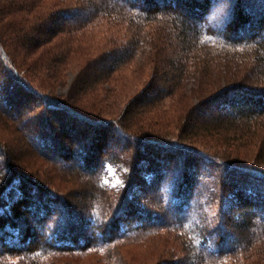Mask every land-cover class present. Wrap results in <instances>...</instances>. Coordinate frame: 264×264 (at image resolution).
Masks as SVG:
<instances>
[{
    "label": "trees",
    "instance_id": "obj_1",
    "mask_svg": "<svg viewBox=\"0 0 264 264\" xmlns=\"http://www.w3.org/2000/svg\"><path fill=\"white\" fill-rule=\"evenodd\" d=\"M135 1L82 0L74 8L53 3L45 12L42 8L49 3L43 0H0V22L9 18L7 28L0 27V60L10 80L27 95L43 97L23 78L19 71L23 66L12 58L11 44L21 49L24 59L39 51L58 62L63 52L56 38L75 31L84 16L88 20L101 15L125 23L130 34L123 46L114 45L81 66L73 84L78 93H93L95 84L109 78L139 43L154 50L162 62H155L149 82L126 103L122 120L95 119L72 105L46 98L53 121L59 119L52 124L45 114V121L22 128L23 145L31 150L17 155L11 145L8 150L0 145L4 164L0 169V264H55L53 258L59 254L104 255L129 236L157 229L178 235L185 254L172 262L160 256L153 264H227L264 242V170L260 166H231L187 144L150 135L136 138L131 133H140L144 116L160 100L173 97L171 108L182 139L193 143L197 129L224 142L246 137L258 144L256 158L264 159V0H139L140 6ZM6 30L11 42L5 38ZM169 41L172 46L167 45ZM204 47L223 56V85L206 80L198 93L191 86L187 95L188 81H182L190 78L185 71L189 60L204 63L206 70L210 64L221 63L217 64L220 57L200 56ZM39 58L24 71L37 66ZM56 73L53 70L49 78H56ZM207 75L205 71L201 76ZM4 81L8 80H0V126L7 129L14 110V87L11 84L8 91ZM194 98L195 107L190 102ZM59 113L94 133L87 138L68 132L72 127ZM218 124L223 127L219 129ZM116 140L135 147L119 152ZM32 154L50 165L64 166L58 171L67 169L68 175L82 176L90 184L74 193L59 191L21 159ZM108 168L127 170L119 187L104 183ZM11 188L18 192L13 201L7 197ZM96 191L120 197L114 205Z\"/></svg>",
    "mask_w": 264,
    "mask_h": 264
},
{
    "label": "rangeland",
    "instance_id": "obj_2",
    "mask_svg": "<svg viewBox=\"0 0 264 264\" xmlns=\"http://www.w3.org/2000/svg\"><path fill=\"white\" fill-rule=\"evenodd\" d=\"M81 1L82 0H43V3L48 2L49 4H43V8L41 7V3L39 6L43 11L49 12V8L53 3L59 4L60 8H74L79 6L80 4L78 3H81ZM27 2L30 3L31 0H27ZM134 4L140 6L141 1L136 0ZM35 7L38 6L36 5ZM41 8L37 10L42 11ZM84 17H82L84 21L77 24L79 26L76 27L75 31L70 34H62L56 38L63 52L58 62L51 56L41 54L39 51L32 56L27 55L24 59L21 49L11 44L12 58L19 63L20 68L23 66V69L21 68V70H19L23 78L35 91L40 92L45 98L23 93L21 89L15 86L16 84L10 80L8 72H4V67L0 60V80H8L7 83L4 81V85H7L6 88L8 91L10 90L8 87L11 84L13 85L12 88L14 87L12 89L14 93L12 92L11 94V98L13 99L11 106L14 110L11 111L8 117L9 119H6V124L11 125V127L3 129V127L0 126V145L3 149L8 150L9 148H7V146H12V153L16 152L17 155L20 150H23L24 153H26V150H31L26 145H23L25 134L22 132V128L30 129L35 127L37 121H45L46 115L51 117L50 119L53 121L55 115H52L50 112L51 110L47 107L44 101L46 98L49 100L50 98L52 100L57 99L62 103L72 105L81 113L95 119L98 118L111 123H113V121L118 122V120H122L121 116L126 103L133 96L140 93L149 82L154 74L153 65L155 62L162 63L161 58L155 55L154 50H150L147 46L139 43L134 52L127 55L129 57L126 60L124 59L121 64L112 71L109 78L101 79L95 84V91H92L93 93H78L77 86L73 84L81 66L86 63L87 60L96 57L114 45L123 46L130 34L125 23L111 21L101 15L88 17V20ZM7 19L9 18H5L0 22V27H3V25L9 21ZM5 27L7 28L6 25ZM7 32L6 30L5 38L11 42ZM167 45L172 46L170 41ZM217 52L219 51L213 48H201L199 53L200 56L220 57V59L217 60V64L221 62L220 65L215 66L214 64H210L208 70L203 67L204 63L189 60V63L185 67V71L189 73L190 78H186V80L182 81L183 84L188 81L184 87V89L188 91H186L187 95H190V92H192L191 86L195 89V92L198 93L200 90L199 88L205 86L204 81L206 80H210L215 83V85L220 83L223 85V79L221 78V75H223L222 73L225 72V68L222 64L223 56L217 55ZM38 56H40L38 65L33 66L28 72H25L24 68H26V65L29 66L32 64L34 62L33 59ZM53 70L57 71L56 78H49ZM205 71L208 74L207 78L201 76ZM216 88H218V86ZM173 100V97L160 100L157 107H154L146 114L150 117L144 116V121H142L143 123L140 125V133H134L132 130L131 133L134 134L136 138H145L150 135L151 138H159L164 141H177L184 145L187 144L195 150L204 151L212 156L214 155L231 166L244 168L260 166L264 170V159L256 158L255 154L258 151V144L255 143L253 139L246 140V137H243L224 142L218 140V135L210 133L204 134L200 129H197L194 133L193 143H188L186 139H182L184 134H181L180 124L177 122L175 118L176 114L172 112L173 109L171 108L174 102ZM190 102L194 107L198 104L195 98ZM0 103H2L1 100ZM2 107L5 108L7 106L5 105ZM59 115L68 126L72 127L67 130L68 132L77 131L85 134L87 138L92 136L90 134L94 133L90 127L77 123L72 118L64 116L63 113H59ZM151 115H153L152 118ZM57 119L59 118L56 117L52 124H54ZM50 122L48 121V123ZM218 125L219 129L223 127L221 124ZM113 140H115L114 137ZM116 142H118V147L116 149L119 152H130L135 147V145L129 144L128 142L119 140H116ZM111 145L113 144L110 143L106 145V150L109 151V148L112 147ZM32 155L34 156L22 157L21 155V159L24 160L25 163L27 162L29 167L38 170L42 174V177H45L50 184L59 188V191L69 190L70 193H74L78 189L81 190L84 186L90 184V182L88 181L89 183H87L82 176L68 175L65 171L67 169L58 171V167L64 166L58 164L50 165L48 162L43 161L39 155ZM3 165V161L0 157V169H2ZM126 172V169L117 171L114 168H108L104 183L110 187H119L122 183V174ZM96 193L102 194V197H106L114 203V205L115 201H118L120 197L119 194L114 193H101L99 191H96ZM17 195L18 192L15 188H11L7 191L9 201H13ZM152 201L154 200L152 199ZM145 204L149 205L148 200ZM180 240L181 238L173 232L167 231L166 229H157L129 236L114 244V246L116 245L115 248L104 255L92 252L83 255L59 254L53 259L55 264H104L105 262H107V264H153L157 258L161 256L162 261L172 262L174 260H180L182 254H185L184 251H181L183 247ZM106 256L110 257L107 261L105 260ZM227 264H264V242L260 243V245L257 243V245L249 251H244L242 254L240 253L234 258V261L231 263L228 262Z\"/></svg>",
    "mask_w": 264,
    "mask_h": 264
}]
</instances>
